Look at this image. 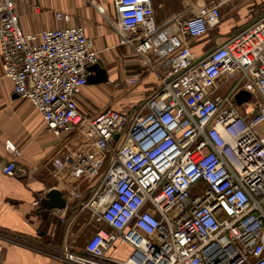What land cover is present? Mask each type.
Here are the masks:
<instances>
[{
    "label": "built area",
    "instance_id": "built-area-1",
    "mask_svg": "<svg viewBox=\"0 0 264 264\" xmlns=\"http://www.w3.org/2000/svg\"><path fill=\"white\" fill-rule=\"evenodd\" d=\"M113 3L119 45L131 47L160 86L133 114L108 108L90 119L79 101L100 55L84 27L25 33L14 0H0L2 77L40 112L49 132L76 130L91 143L81 161L89 174L100 164L93 152L107 162L84 205L104 228L80 249L64 243L60 260L264 264V10L197 55L191 44L222 19L220 3L199 9L179 24L184 41L161 73L148 58L160 48L152 0ZM56 18L70 20L62 12ZM137 83L134 75L123 85ZM241 90L251 98L238 105ZM15 169L11 161L3 173L13 176ZM118 244L130 248L124 260L109 255Z\"/></svg>",
    "mask_w": 264,
    "mask_h": 264
},
{
    "label": "crops",
    "instance_id": "crops-1",
    "mask_svg": "<svg viewBox=\"0 0 264 264\" xmlns=\"http://www.w3.org/2000/svg\"><path fill=\"white\" fill-rule=\"evenodd\" d=\"M255 1L152 0L159 28L155 43L160 48L148 55L150 62L158 64V72L167 71L168 59L185 38L179 32V24L199 9L220 3L222 14L221 24L210 31V39L209 33L191 44L193 52L202 55L205 49L220 43L260 14L241 13ZM97 6L104 9L103 14ZM14 7L25 33L80 25L92 38L100 55L98 65L106 70L108 79L104 83H87L84 87L79 108L88 118L95 119L108 108L133 114L159 88L157 73L137 64L140 58L131 55V47L119 45L118 33L112 26L116 20L113 0H14ZM57 12L69 15V22L58 21ZM232 17L236 18L237 23L233 20L236 24L230 21ZM226 23L233 26L229 31L222 27ZM167 41L170 43L164 45ZM2 74L0 48V264H65L59 258L64 243L80 249L91 235L104 228L84 207L97 185V181L92 182L85 195L82 187L90 180L80 164L91 153L92 146L76 130L60 136L49 132L40 112L17 96L12 82ZM134 75L138 77L135 86L123 85ZM259 131L264 135V125ZM14 149L20 151L19 156L14 155ZM11 161L16 169L13 176H7L3 167ZM104 165L106 169L107 162ZM53 189L62 192L67 200L62 218L57 217L56 209H47L41 204ZM80 238L81 241H76ZM129 252L128 246L118 244L109 255L124 260Z\"/></svg>",
    "mask_w": 264,
    "mask_h": 264
},
{
    "label": "water",
    "instance_id": "water-1",
    "mask_svg": "<svg viewBox=\"0 0 264 264\" xmlns=\"http://www.w3.org/2000/svg\"><path fill=\"white\" fill-rule=\"evenodd\" d=\"M88 71L90 72V75L88 76L87 81L90 84L104 83L108 79L106 70L101 68L100 65L98 64H94V65L92 64V66L88 68ZM93 72L95 74H92ZM250 98H251V95L244 90L239 91L235 96V100L238 105L243 104L245 101L246 102L249 101ZM114 139L117 140L118 135H116ZM16 174H17V171H16ZM41 204L42 206L44 205V207L47 209L62 210L67 207V200L63 196L62 192H60L59 190L53 189V190H50L47 193L46 197L41 200Z\"/></svg>",
    "mask_w": 264,
    "mask_h": 264
},
{
    "label": "rangeland",
    "instance_id": "rangeland-1",
    "mask_svg": "<svg viewBox=\"0 0 264 264\" xmlns=\"http://www.w3.org/2000/svg\"><path fill=\"white\" fill-rule=\"evenodd\" d=\"M264 10V0H256L255 3L249 7H246L245 9H243V11L241 12L242 15L246 13V11L251 14V15H254L255 13H261L262 11ZM241 15V16H242ZM233 18V17H232ZM233 20L236 22V18H233L231 19L230 21L233 23V24H236L235 22H233ZM229 21V22H230ZM225 30L229 31V29H232V24L231 23H226L222 26ZM226 33V32H225ZM211 34V33H210ZM208 35V38L210 39L212 34L211 35ZM219 34V32H218ZM221 35V34H220ZM207 38V39H208ZM204 40V39H202ZM201 41V40H200ZM204 42V41H203ZM94 159H98L100 161V164L99 166L96 168V170L92 173L89 174V171L88 170H85V168L83 167V163H81V167H82V170L84 171V175L86 176L87 179H89L90 183H85L84 186L82 187V189L84 190L85 192V195L87 194V192L89 191V185L92 184V182H95V181H98V178L99 176H101V174L103 173L104 171V163L106 162V159H105V156L101 155L100 153L98 152H95L94 156H93ZM81 241L82 239H76V241Z\"/></svg>",
    "mask_w": 264,
    "mask_h": 264
},
{
    "label": "trees",
    "instance_id": "trees-1",
    "mask_svg": "<svg viewBox=\"0 0 264 264\" xmlns=\"http://www.w3.org/2000/svg\"><path fill=\"white\" fill-rule=\"evenodd\" d=\"M70 209H71V207H70ZM70 213H71V212H70V210H69V215H70Z\"/></svg>",
    "mask_w": 264,
    "mask_h": 264
}]
</instances>
